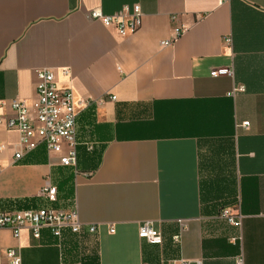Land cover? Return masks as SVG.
Returning a JSON list of instances; mask_svg holds the SVG:
<instances>
[{
    "label": "crops",
    "instance_id": "1",
    "mask_svg": "<svg viewBox=\"0 0 264 264\" xmlns=\"http://www.w3.org/2000/svg\"><path fill=\"white\" fill-rule=\"evenodd\" d=\"M134 4L135 32L90 17ZM41 68L73 92L76 167L44 142L15 158L5 120L13 100L35 116ZM0 118V209L76 208L83 223L61 238L0 227V264L15 246L23 264H264V0H0Z\"/></svg>",
    "mask_w": 264,
    "mask_h": 264
},
{
    "label": "built area",
    "instance_id": "2",
    "mask_svg": "<svg viewBox=\"0 0 264 264\" xmlns=\"http://www.w3.org/2000/svg\"><path fill=\"white\" fill-rule=\"evenodd\" d=\"M127 19L121 14H105L99 9L90 13V17L99 20L104 24L116 25L121 34L135 32L141 27L142 10L139 4L126 8ZM227 44L231 43L230 38H225ZM164 41L162 44H170ZM228 70L219 69L212 72L213 76L225 74ZM37 102L35 104V116L21 100L12 101L14 115L5 120L8 130H16L21 135V149L15 152V158H20L24 152L35 149L44 142L48 150L60 153V163L64 166H77V111L73 92L70 88L61 89L58 87L54 72L48 68H41L37 71ZM242 89V88H239ZM112 98H115L113 96ZM3 123L0 118V125ZM244 126L249 123L245 122ZM3 146L0 145V150ZM43 193L49 201H55L57 188L49 185L43 188ZM222 215L235 225H241L239 213H232L225 209ZM182 230L173 236L175 243L182 240V232L186 225L181 221ZM0 227L9 228L13 236L19 238L23 231L28 230L36 239L41 237L42 230L50 229L52 234L61 238L65 231L80 234L83 231V223L79 219L76 208L59 210L53 207H40L37 209H26L22 211H5L0 209ZM88 231L94 233L97 226H88ZM114 231V228H110ZM139 236L149 242L160 244L163 242L161 233L153 226L151 221H144L139 228ZM241 240V236H234L231 242ZM8 264H23L22 252L19 246L10 247L6 251ZM62 264H71L63 261ZM171 264H191L189 260H172ZM196 264H202L196 262ZM237 264H244L243 257L237 258Z\"/></svg>",
    "mask_w": 264,
    "mask_h": 264
}]
</instances>
